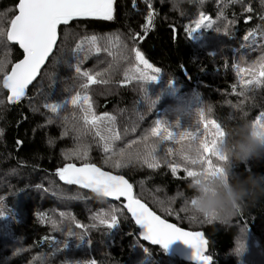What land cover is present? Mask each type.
Masks as SVG:
<instances>
[{
	"label": "trees",
	"instance_id": "trees-1",
	"mask_svg": "<svg viewBox=\"0 0 264 264\" xmlns=\"http://www.w3.org/2000/svg\"><path fill=\"white\" fill-rule=\"evenodd\" d=\"M17 3L18 0H0V13L14 10ZM151 5L153 19L146 34L142 28L149 11L146 0H135V7L133 0H113L111 20L80 18L67 26L60 25L58 47L29 88L27 96L19 103L10 104L6 99L7 90L0 89V100L5 101L0 104V130H3L0 135V197L4 198L3 203L12 213L11 216L0 218V264H39V261H33V257L41 253L46 257L44 264H88L89 261H95V264H193L178 258L164 247L143 241L139 237L141 229L126 212L128 219L120 217L118 228L111 233L105 226L89 231L87 238L91 239V246L73 243L65 251H55L54 245L44 237L53 236L63 240L64 236L54 231L49 223H42L40 214L59 219L60 212L70 213L81 224L89 225L93 223L90 219L93 214L106 211L108 203H112L110 199L105 203L91 191L63 183L55 174L56 169L66 163L84 162L75 157L65 159V153L77 150L80 145L89 146V162L127 177L133 185L135 196L163 218L192 231H203L209 242L208 254L213 256L212 264H240L235 249L237 239L241 236L240 229L245 226L244 234L257 243V248L261 250L259 252L264 256V199L225 223L190 220L189 214H184L181 209H171L168 204L160 205L156 199L158 194L153 192L155 187H160L170 196L181 193L177 204L185 206L187 202L183 204L181 198L190 202L193 195L191 180L201 172L190 178L183 171V166L190 164L187 168L191 170L193 162L202 165L198 161L203 160L210 166L204 172L215 175L216 171L221 170L220 161L225 159L215 151L221 135L224 138L227 132L232 131L242 115L248 113V119H255L260 112H264V86L250 85L242 95H237L240 85L232 68L234 60L238 59L240 45L245 43L244 36L257 26L264 27V20L261 19L264 6L260 0H242L237 3H230L229 0H184L179 10L173 7L170 0H151ZM245 7H250L252 11H245ZM8 14L11 16L14 12ZM201 14L217 21L222 32L227 24L229 35L202 28L189 38L185 28L194 26L192 21ZM218 14L220 20H217ZM137 33L143 39L138 37L134 43L131 37ZM91 36L98 37L100 46L107 51L89 54L81 67L92 71L109 69L104 76L110 80L108 84L89 86L93 112L97 116L108 113L114 117L111 126L122 136L124 144L134 141L123 149L124 156L126 150L137 147L141 151L139 161L154 157L159 167L149 169L140 161L130 163L123 169L107 168L103 163L104 154L97 144L98 138H94L91 132L81 135L78 128L82 120L71 119L73 112L77 116L82 115L78 109L68 107L57 115L43 107L45 96L48 102H52L81 91L74 69L64 62L56 63L60 58L58 49L63 48L66 53L64 59H68L67 53L78 42H84L87 49L90 45L85 38ZM211 36L213 40L205 42L204 38ZM257 40L258 43L264 42L259 34ZM133 47L138 48L154 68L160 69L154 81L158 82L156 95L161 104L153 111L154 117L144 116L143 111L133 109L134 100L141 94V91L138 92L140 82L135 78L126 80V74L131 76L136 64L131 51ZM7 51L10 70L11 64L21 59L23 53L10 42ZM240 51L246 53L245 59L248 61L260 55L258 50ZM4 52V44L0 40V56ZM245 78H248L247 73ZM152 83L148 81L145 85ZM233 85H236L235 92ZM186 100L189 101L188 105L184 104L185 108H182L181 102ZM200 102L206 107L209 119L215 125L214 121L221 124L224 133L221 134L216 125L214 132L209 135L211 151L207 153L201 149V155L192 160L187 153L178 156L176 149L179 143L190 137L201 138L196 133L199 119L196 118L195 122L191 117V121L187 119L182 123L177 116L187 109L192 113L191 109L200 107ZM238 102L244 104L246 113L234 109ZM162 113L176 117L172 119L170 133L159 135L151 130L153 124L150 123L151 119ZM65 115L70 118L67 124L63 120ZM144 128L147 130L140 132ZM17 141L21 143L17 144ZM200 141L205 142L203 138ZM150 145L154 148H149ZM118 158L119 154L114 157ZM169 162L181 165L176 175L172 174ZM233 172L240 177L264 174V157L241 162L234 166ZM73 229L81 231L75 229L74 225ZM138 245L147 247L150 252H145ZM17 249L23 251L17 252Z\"/></svg>",
	"mask_w": 264,
	"mask_h": 264
},
{
	"label": "snow or ice",
	"instance_id": "snow-or-ice-1",
	"mask_svg": "<svg viewBox=\"0 0 264 264\" xmlns=\"http://www.w3.org/2000/svg\"><path fill=\"white\" fill-rule=\"evenodd\" d=\"M230 3L242 2V0H229ZM148 4V15L145 17V24L142 28L147 33L151 27L153 19V11L151 0H146ZM264 6V0H260ZM135 7V0H133ZM245 11L251 12L250 7H245ZM9 12H14L9 16ZM113 0H18L15 9H9L7 12L0 13V40L3 41L5 52L0 56V89L7 90V101L10 103H19L27 96V89L30 84L36 79L40 73L42 66L50 55L53 54V49L58 47V27L60 25H69L71 21L77 18H98L111 20L113 18ZM218 14L217 20H220ZM251 19V17H248ZM264 20V16L261 17ZM232 23V22H230ZM194 26H186L185 31L188 37L191 38L194 33L200 29H211L212 31L229 35L226 30L228 25H224L225 31L217 26V21L210 17L201 14L199 18L192 21ZM264 39V27L257 26L244 36L245 43H242L238 49V59L234 60L232 68L235 71L236 77L240 85V91L237 95H242L243 91L251 86H264V42L257 40V35ZM143 39L137 33L131 39L135 43L137 38ZM85 41L90 45L87 49L84 47V42H78L69 53L68 59H64L66 53L63 48H59L60 58L56 63L64 62L74 69L75 79L79 81L81 91H76L75 94L66 97L63 100L48 102V97L45 96L43 107L53 114L59 115L68 107L78 109L82 114L77 116L73 112L72 120H82L80 128L84 130V134L93 133L97 139L98 147L103 152V163L109 169H123L128 166L125 159L123 149L127 145H131L134 141L123 143L122 136L115 131L111 126L114 117L104 113L102 116H97L93 112L91 97L88 94L89 86L97 84H108L109 78H105L104 74L109 72V69L101 71H92L81 67L88 55L91 53H100L107 51L102 48L99 43V38L96 36L86 37ZM14 42L23 50V59L18 60L15 64H11L9 70V53L7 51L8 43ZM241 49L248 51H259L260 55L255 59L248 61L245 59L246 53L241 52ZM131 51L135 55L136 64L131 76L126 74V80L135 78L141 84V90L145 91L143 85L148 81H154L160 74L159 68H154L138 48L133 47ZM84 53L81 56V53ZM109 55L111 53L109 52ZM246 65V66H245ZM111 67V66H110ZM257 67L259 71L257 73ZM247 73L248 78L242 75ZM53 87L52 84L49 85ZM236 85H233L235 92ZM67 91V90H66ZM4 100H0V104H4ZM65 124L70 122V118L65 115L63 117ZM258 120L264 123V112H260L254 122ZM51 122V120H49ZM221 134L224 133L221 124L214 121ZM103 125V127H101ZM91 126V127H89ZM208 125H206L207 127ZM164 127V122L155 120L151 128L152 131H157ZM76 131V128H74ZM3 130H0V135ZM223 139V135H221ZM51 142V141H50ZM17 141V144H20ZM88 145H80L77 150L65 153V159H76L84 161L77 166L74 163H66L63 167L56 169V175L61 181L67 185H77L83 189H89L95 193L96 197L105 203H108L107 210H101L93 214L90 219L93 223L89 225L81 224L70 213L60 212L59 219H55L45 214H40L41 222H47L51 225L54 231L60 232L63 240H57L53 236L44 237L50 244L54 245L56 252L67 250L73 243L79 245L86 243L91 246V239L87 238V233L92 229H98L100 226H105L109 233L118 228L119 218L128 219L125 214H130L131 219L135 224L142 229L139 232V237L150 244H158L166 248L167 245L175 240H180L193 249V258L198 260L200 264H212L213 256L206 254V241L199 231H185L177 227L173 223H168L165 219L156 215L151 211L139 198L133 193V185L129 183L123 175L114 174L112 171L98 167L95 163L88 161ZM119 154L120 158L114 159ZM224 159V157H221ZM146 164L149 169L159 167L156 158H144L140 160ZM173 175H176L177 170L181 165L175 162L168 163ZM210 167V166H209ZM183 171L187 177H192L195 173L189 168L183 166ZM39 188L40 185H37ZM48 189H44L47 191ZM4 198L0 197V218L11 216V210L3 203ZM185 211V209H182ZM14 218V217H13ZM67 222V223H66ZM80 229L81 231H74ZM241 238L237 239L236 254L239 255L244 251L242 237L246 232V226L241 227ZM142 246L145 252H150L147 247ZM23 249H17V252ZM45 254L41 253L37 257H33V261H39V264H44ZM88 264H95V261H89Z\"/></svg>",
	"mask_w": 264,
	"mask_h": 264
},
{
	"label": "clouds",
	"instance_id": "clouds-1",
	"mask_svg": "<svg viewBox=\"0 0 264 264\" xmlns=\"http://www.w3.org/2000/svg\"><path fill=\"white\" fill-rule=\"evenodd\" d=\"M179 10L184 0H170ZM244 104L238 102L234 109L244 111ZM248 113L242 115L232 131L216 144L215 151L225 157L220 161V171L215 175L200 174L191 180L192 197L185 211L190 220L230 222L247 207L264 199V174H248L240 177L233 172L235 165L251 159L264 157V123L255 124V119H248ZM81 135L82 128H78ZM201 148L196 139L188 138L179 143L178 156L187 153L192 160L201 155ZM140 148L126 150L128 164L137 162Z\"/></svg>",
	"mask_w": 264,
	"mask_h": 264
},
{
	"label": "rangeland",
	"instance_id": "rangeland-1",
	"mask_svg": "<svg viewBox=\"0 0 264 264\" xmlns=\"http://www.w3.org/2000/svg\"><path fill=\"white\" fill-rule=\"evenodd\" d=\"M205 42L208 41H212L213 37H205L204 38ZM243 76L246 77V73H242ZM157 86H158V82L157 81H153L152 84L150 85H143L145 91L141 90V84H138V92L141 94L137 96V99L134 100L133 102V109L137 112H144V116H151L154 117V113L153 111L156 109V107L159 106V104H161V102L158 100L157 101ZM156 89V92H155ZM137 92V93H138ZM189 100V99H188ZM188 100H186L184 103L181 102V107H184L185 105H188ZM177 102L179 103L180 101L177 100ZM192 105V103H191ZM200 107H196L195 109H191L192 113L190 111V109H187L186 112H181L178 114L177 119L184 123L187 119L188 122L192 120V118H194L195 122H196V118H198V122L196 123L199 127L196 126V133L198 134L199 137L204 139V143L200 141L201 138H198L196 136V140L199 142L200 146L202 150L206 151L207 153H209L211 151V145L208 143V141L210 140V136L212 132H214L216 125L213 123L212 120L209 119V115L207 113L206 107L203 105V103L200 102L199 104ZM195 116V117H194ZM172 117V118H170ZM173 117H176V115L172 116L169 114H157V117H155V119H151V123L150 125L153 124V122L155 120H161L162 122H164V127L160 128L159 130H157V134L161 135V134H166V133H170L171 131V126H172V119H174ZM192 117V118H191ZM193 120V123H194ZM202 121V122H200ZM256 124H261L260 121H258ZM206 125H208L206 127ZM141 126V124H140ZM145 130H147L146 128L142 129L140 132H144ZM149 148H154L152 145L149 146ZM209 162V161H208ZM135 163H140V161L138 160ZM198 163H202V165L196 164V162H193L192 164V168L191 170L194 173L197 172H201L204 173L205 175H211V173H207L204 172L205 169H208L209 164H205V162L203 163V160H199ZM185 167H189L191 166L190 164H186L184 165ZM213 170L214 166H213ZM218 171H216L217 173ZM200 173V174H201ZM196 175V174H194ZM153 192L158 194V197H156V199L158 200V203L161 205L163 204L164 206H166L167 204L170 206V208H176L179 210L181 209V212H183L184 214H187L186 211L182 210L185 209L186 206L190 203L188 202V199H184V197H182V202L183 204L187 202V204L185 206H178L177 202H179V200L177 201L178 197L181 196V193L175 194L173 196L167 195L165 194V191L162 190V188L160 187H155V189H153ZM60 233V232H59ZM62 235V234H61ZM241 238V236H240ZM242 242L244 244V251L241 252L238 255V259L240 261V264H264V256L261 254V252H259L260 249L257 248V243H255V241L250 238L247 234H244L242 237ZM256 245V249L254 248V246ZM261 251V250H260ZM47 259L49 260L50 258L47 257Z\"/></svg>",
	"mask_w": 264,
	"mask_h": 264
},
{
	"label": "water",
	"instance_id": "water-1",
	"mask_svg": "<svg viewBox=\"0 0 264 264\" xmlns=\"http://www.w3.org/2000/svg\"><path fill=\"white\" fill-rule=\"evenodd\" d=\"M77 19H80V18H77ZM58 36H59V33H58ZM59 40V39H58ZM10 43H12V44H14V45H17L18 47H19V45L18 44H16V43H14V42H10ZM20 49V48H19ZM21 51H22V53H23V50L22 49H20ZM54 50H55V48L53 49V53H54ZM52 55H50L49 56V58L46 60V62H45V64L42 66V68H41V70H40V73H41V71L43 70V68L46 66V64H47V62H48V60L50 59V57H51ZM21 59H23V56H22V58ZM20 60V59H19ZM17 62V61H16ZM15 62V63H16ZM14 63V64H15ZM40 73L37 75V77H36V79L32 82V84L37 80V78L39 77V75H40ZM32 84H30L29 85V87H28V89L26 90L27 92H28V90H29V88L32 86ZM10 103V102H9ZM10 104H16V103H10ZM77 166H79V165H81V164H76ZM97 165V164H96ZM98 167H101V166H99V165H97ZM106 170V169H105ZM109 171V170H108ZM114 173V172H113ZM114 174H117V173H114ZM120 175H122V174H120ZM124 176V175H123ZM125 177V176H124ZM125 179H127L128 180V178L127 177H125ZM129 181V180H128ZM63 182V181H62ZM64 183V182H63ZM129 183H131L130 181H129ZM75 186H77V185H75ZM79 187V186H78ZM81 188V187H80ZM83 189V188H82ZM84 190H88V191H91V190H89V189H84ZM92 192V191H91ZM133 193H134V195H135V191H134V188H133ZM95 194V193H94ZM141 200V199H140ZM143 203H145L146 204V206L147 207H149V209L151 210V211H153V212H155V214L156 215H158V216H160L162 219H165V218H163L161 215H159L156 211H154L146 202H144L143 200H141ZM130 215V214H129ZM168 223H173V224H175L177 227H180V228H182L183 230H185V231H192V230H189V229H187V228H184V227H181V226H179V225H177L176 223H174V222H172V221H170V220H167V219H165ZM141 229V228H140ZM141 231H142V229H141ZM202 235H203V237H204V239L206 240V241H208V239H207V237H206V235L204 234V232L203 231H199ZM144 241V240H143ZM147 244H149V245H151L150 244V242H147V241H145ZM152 245H154V246H160V245H158V244H152ZM208 248H209V242H208V244L206 245V254H208ZM166 249H168L172 254H174L175 256H177L178 258H180V259H182V260H184V261H186V262H189V263H193V264H200V262L198 261V260H196V259H194L193 258V249L191 248V246L190 245H187V244H185L184 242H182V241H180V240H175V241H172V242H170L168 245H167V247H166ZM212 263H213V260H212Z\"/></svg>",
	"mask_w": 264,
	"mask_h": 264
}]
</instances>
